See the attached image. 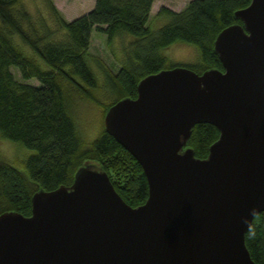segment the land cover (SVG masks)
I'll return each mask as SVG.
<instances>
[{
  "label": "water",
  "instance_id": "1",
  "mask_svg": "<svg viewBox=\"0 0 264 264\" xmlns=\"http://www.w3.org/2000/svg\"><path fill=\"white\" fill-rule=\"evenodd\" d=\"M233 15L214 40L223 70L162 69L104 115L143 169L144 203L86 163L36 192L31 215H0V264H256L245 233L264 211V0ZM198 123L219 131L204 158L187 145Z\"/></svg>",
  "mask_w": 264,
  "mask_h": 264
},
{
  "label": "trees",
  "instance_id": "2",
  "mask_svg": "<svg viewBox=\"0 0 264 264\" xmlns=\"http://www.w3.org/2000/svg\"><path fill=\"white\" fill-rule=\"evenodd\" d=\"M153 1L95 0L87 13L69 21L53 0H46L55 23L51 26L33 21L25 9L16 12L21 0H0V134L35 150L24 170L0 158V215L8 211L31 215L36 192L71 185L86 163L102 168L127 204L144 203L148 186L143 169L105 130V113L121 98H135L138 82L162 69L184 66L198 74L223 70L214 40L227 26L240 23L233 13L251 2L189 0L179 11L161 6L157 16L169 20L151 30L147 23ZM92 30L105 34L108 42L131 36L117 70L96 59L101 80L88 63ZM16 36L33 54L26 53ZM175 42L196 45L199 59L170 63L163 50ZM13 66L23 80L17 79ZM31 79L38 84L28 82ZM80 99L104 110L99 134L89 143L75 120ZM218 136L214 125L198 123L187 145L196 157L204 158ZM245 244L252 260L264 264V211L253 217Z\"/></svg>",
  "mask_w": 264,
  "mask_h": 264
},
{
  "label": "rangeland",
  "instance_id": "3",
  "mask_svg": "<svg viewBox=\"0 0 264 264\" xmlns=\"http://www.w3.org/2000/svg\"><path fill=\"white\" fill-rule=\"evenodd\" d=\"M21 6L15 10H26L31 19L40 23L44 21L54 26V19L51 10L48 7L46 0H21ZM95 0H53L55 6L66 20H73L89 11L94 6ZM189 0H154L147 25L151 30H157L168 22V18L163 15H158V10L161 6H166L172 10L179 11L185 7ZM54 28V27H53ZM91 42L89 47L88 63L98 79H102V74L97 66L96 59L105 62L114 70L120 66L123 60V47L127 41L131 40V36H117L110 42L107 36L92 30ZM16 41L26 51L33 54L27 45H25L19 36H16ZM23 45V46H22ZM27 49V50H26ZM163 53L168 57L170 63L189 64L196 62L199 59V50L196 45L186 42H175L163 50ZM12 71L19 80H23L19 69L15 66ZM28 82L38 84L36 79H31ZM76 105L75 120L85 140L89 143L93 141L99 134L103 115V107L94 105L87 100H78ZM35 153L34 149L28 148L25 145L2 137L0 134V158L8 160L19 169L24 170L25 161L30 155Z\"/></svg>",
  "mask_w": 264,
  "mask_h": 264
}]
</instances>
